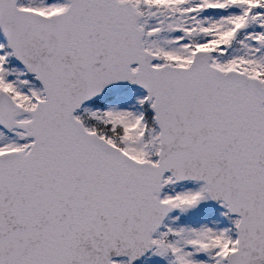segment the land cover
Here are the masks:
<instances>
[{
	"label": "snow or ice",
	"instance_id": "6c2138e0",
	"mask_svg": "<svg viewBox=\"0 0 264 264\" xmlns=\"http://www.w3.org/2000/svg\"><path fill=\"white\" fill-rule=\"evenodd\" d=\"M0 264H264V0H0Z\"/></svg>",
	"mask_w": 264,
	"mask_h": 264
}]
</instances>
